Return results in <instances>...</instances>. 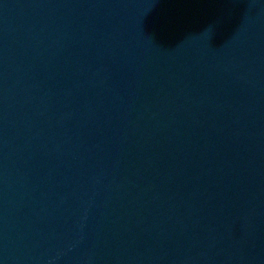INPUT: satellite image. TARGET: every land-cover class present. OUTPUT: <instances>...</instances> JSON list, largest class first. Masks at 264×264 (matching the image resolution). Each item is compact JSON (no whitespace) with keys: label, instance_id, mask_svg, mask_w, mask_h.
<instances>
[{"label":"water","instance_id":"1","mask_svg":"<svg viewBox=\"0 0 264 264\" xmlns=\"http://www.w3.org/2000/svg\"><path fill=\"white\" fill-rule=\"evenodd\" d=\"M0 264H264V0H0Z\"/></svg>","mask_w":264,"mask_h":264}]
</instances>
